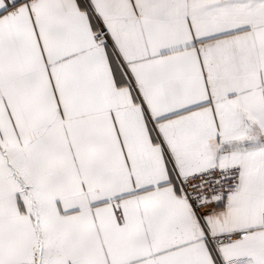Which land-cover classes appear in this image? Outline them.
<instances>
[{
  "label": "snow or ice",
  "instance_id": "snow-or-ice-1",
  "mask_svg": "<svg viewBox=\"0 0 264 264\" xmlns=\"http://www.w3.org/2000/svg\"><path fill=\"white\" fill-rule=\"evenodd\" d=\"M0 264H264V0H0Z\"/></svg>",
  "mask_w": 264,
  "mask_h": 264
}]
</instances>
